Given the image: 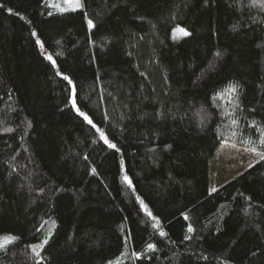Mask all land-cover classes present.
Segmentation results:
<instances>
[{
  "label": "trees",
  "instance_id": "trees-1",
  "mask_svg": "<svg viewBox=\"0 0 264 264\" xmlns=\"http://www.w3.org/2000/svg\"><path fill=\"white\" fill-rule=\"evenodd\" d=\"M83 5L0 0V264H264V0Z\"/></svg>",
  "mask_w": 264,
  "mask_h": 264
},
{
  "label": "rangeland",
  "instance_id": "rangeland-1",
  "mask_svg": "<svg viewBox=\"0 0 264 264\" xmlns=\"http://www.w3.org/2000/svg\"><path fill=\"white\" fill-rule=\"evenodd\" d=\"M51 8L56 12H63L73 10L75 8V0L68 2V0H47ZM83 4V0H80ZM55 5V6H54ZM80 9V8H75ZM182 31H176L177 34H180ZM230 149L229 151H227ZM231 153L234 155L233 159L237 160L232 162L231 160H226L225 163H220V155L217 156V153ZM260 154L264 152L255 150L247 147H242L229 143H222L216 150L215 154L210 160L209 163V189L213 192V189H218L223 184L227 183L231 179L235 178L245 170L249 168V165H254L255 163L261 161ZM217 156V157H216ZM230 161V162H229Z\"/></svg>",
  "mask_w": 264,
  "mask_h": 264
},
{
  "label": "snow or ice",
  "instance_id": "snow-or-ice-1",
  "mask_svg": "<svg viewBox=\"0 0 264 264\" xmlns=\"http://www.w3.org/2000/svg\"><path fill=\"white\" fill-rule=\"evenodd\" d=\"M68 2H72V0H68ZM54 6H55V5H54ZM83 7H84V5L80 2V0H75V8H83ZM75 8H74L73 10H75ZM87 23H88L89 27H94V24H93V21H92V20L89 19V20L87 21ZM180 30H181V31L184 33V35H186V36H187V35H191V33H189L186 29H180ZM33 34H35V33H33ZM217 55H219V53H217ZM48 59L51 60L52 57L49 56ZM64 79L67 80L69 84H72V81H71V79H70L68 76H64ZM233 90H235V89L233 88ZM71 103H72L73 107H76V103H77V101H76V97H75V88H73V96H72V98H71ZM76 111L78 112V114H79L81 117H83V119H84L85 121H87L88 124H90V125L93 124L92 119H90L89 116H87V115H86L83 111H81L78 107L76 108ZM233 123H235V121H233ZM101 136H102V138H104L105 143H108V140H107V138H105V137L103 136V133H101ZM260 142H261L262 144H264V134H262V138H261V141H260ZM109 147L115 148L116 145H115V144H109ZM253 151H255V149H253ZM260 159H261V160H264V154H260ZM249 167H251V165H249ZM124 179H125L126 182H128V183L131 185V180H129V178H128L127 176H125ZM213 191H215V189H213ZM140 203H141V207L147 212V215L150 216V217H152L153 219H155V217L152 216V213H151L150 211L147 210V209H148V206H147L146 204H144L143 201H141ZM192 230H193V229L191 228V226H189V231H192ZM160 235H161V236H165L166 233H164L163 231H161V232H160ZM188 238H189V237H187V236L185 237V239H188ZM11 239H16V238H15V237L10 238L9 242H11ZM47 243H48V239H45V240H44L42 243H40V244H34V245H31V248H32L33 251H36L37 248H43L44 245H46ZM0 246H2V245H0ZM147 247H148L149 249H154V248H155V245L149 244Z\"/></svg>",
  "mask_w": 264,
  "mask_h": 264
}]
</instances>
